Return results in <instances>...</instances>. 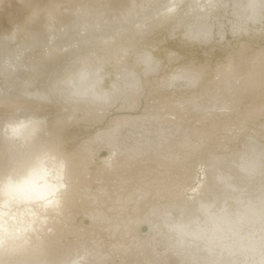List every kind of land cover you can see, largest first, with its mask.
Returning a JSON list of instances; mask_svg holds the SVG:
<instances>
[{"label":"bare ground","instance_id":"obj_1","mask_svg":"<svg viewBox=\"0 0 264 264\" xmlns=\"http://www.w3.org/2000/svg\"><path fill=\"white\" fill-rule=\"evenodd\" d=\"M196 1L197 3L199 1L198 5H194L192 7H187V8L183 7V5H179L180 6L179 10L175 7L177 4H179V2L176 1L173 2L172 0L171 2L170 0H119L118 3H113L111 0H98L96 1V3L89 2L84 9H81L79 11H75L72 6L66 5L60 7L58 19L56 20V22H54L57 31L53 37H58L56 42L54 39L49 37L47 31L44 29L43 26L45 20H43V14L40 12H36L32 16L26 19L27 21L26 23L29 24L28 32L24 34V36L26 37L21 40L18 47H13V42L16 38L15 31L0 35L1 63L2 62L4 63L5 61H7L8 64L10 63L12 64L16 62L14 59L15 58L21 59L19 55L22 54L23 52H24V57L27 58H29L30 56L33 57V54L35 52V51L33 52V50H36L39 47L43 49V52L45 53V57L49 56L48 52H50L51 50L62 51V52L65 51V53H67L68 59L66 58L67 60L64 62L61 61V63L57 61V63L54 65L55 69H51L53 74L52 76H49L48 82L50 81V84L46 82L47 80L44 81V83L41 85H39V83L32 84L30 94L36 98L38 97L41 98V96L42 97L44 96L46 99L51 101L52 97L49 95V94H53L50 90L51 85H57L55 87L56 97H54L53 102H55V104H57L60 107H65L68 110V112H70L69 114H71L70 118L72 117V119H70V121L67 123H64L63 122L64 120L62 121V119H65L63 118L65 114H62L57 117L58 119L61 120V122L65 124L63 125V127H61V129H59V133L57 136L58 139L55 140L56 143L59 144L58 146L59 152L57 151L58 153L52 152L51 148H49V146H47L46 144L47 142H51L50 140H48L50 139L49 136L50 128L49 130L47 127L43 128L44 133L41 135L40 139L39 138L34 139L37 126H43L44 124L49 125L52 123H47L46 120L40 121V119H38L36 116L30 115V113H18V114L16 113L12 116L5 115L3 117H0V184L1 186L2 183L5 184L6 181H10V180L11 181L16 180L18 182L26 180L28 174L36 170V168H38L40 162L42 161V156H44L45 154L49 155L48 157L53 159V162H55L56 164H58L57 163V161H59L58 156L60 155L65 156L64 162H68L67 160H69L70 162L71 157L77 159L78 162H82L86 160L90 164L91 168H94L98 164H105L103 165L104 168L102 167L101 169L104 171L114 169V166L120 169L123 167L129 168L131 166L129 169L124 170L123 172H120V170L118 169L115 170L117 171L116 174L119 173L123 175V180L126 179L129 182V185L127 187L122 188L121 186L122 191L121 190L120 191L122 193L125 192L124 194L127 195L129 191L133 190L131 195L134 198H132L133 200H130L128 202L130 204L126 208V210L127 209L133 210L134 208V210L136 211L135 215L132 216L130 213V215H128V218L130 219H128L126 218L127 217L126 215L124 216L123 213L122 215L118 214L119 213L118 212L117 215L115 214L114 216H112L116 220L111 219L110 221L112 222V225L110 227H107V229L108 231H110L112 226H114V228L116 226L117 230L115 229L113 230L112 228L114 233L118 231H122V233L126 232L129 234V235L127 234L128 236H131L132 238L135 237L136 240H132V243L130 244L129 239L124 242V239L122 238L124 243L119 240L118 243L116 242L117 244H115L114 247L111 244L113 240L112 242H110V240L108 242L102 241L100 242L99 247L96 244L97 246L93 249L92 254L90 255L85 254V256L81 258V260L78 259L79 254H76L77 252L73 254H68L66 253V251H64V247L61 246V249L58 250V253H55V251L53 252L55 248L53 249L51 245L50 247L53 250L50 249V251L52 250L53 253L57 254V258L55 257L56 260L55 262H53L54 264H98L99 261H102L101 262L102 264H113L114 257L118 256L119 254L124 255L123 256L124 260L122 259L123 261L121 262L122 264H264V137L261 138V136L260 137L252 136L250 139H246L240 136L239 137L240 139L238 141L239 149L237 150V152H234L235 154L229 153L230 155L227 156L226 159H224L226 161L225 162L226 166H223L225 169L222 172H219V169L221 168L219 167L210 171L209 170L210 168L208 166L205 167V165L204 166L201 165L200 168H197V165H199L198 164L199 159L196 157H198V155H200L203 152V151L199 152L197 150L199 149L198 146L201 145V142L207 141L209 144L207 146H212L209 143V141H213L212 140L213 137L211 138L210 134L213 133L212 130L213 128L211 127L215 123L211 122L209 124L212 125L211 127L209 126L210 128L206 127V125H208L207 121L201 122L204 119H202L200 121V124L198 125L194 123L196 119H201V117L207 118L208 122L210 120L213 121L211 118L214 117L216 119L221 118L224 121V123H228L230 117L231 119L232 117L235 118L239 112L242 113L238 115V117L240 116L239 118H241V116H245L243 114L246 111L250 110L251 112H255V113L257 112L254 111L255 110L254 107L257 106L258 104L257 105L255 104V106L250 105L251 107L242 108V106L240 107L238 106L239 104L237 103V101L240 100H237L236 98L233 100V102L228 101L229 103L226 101V99L220 98L217 100L218 104L215 103V105H213L214 103L211 102V104L207 105L208 107H205L202 102L204 97L203 99H199V98L197 99V97H199L200 95L203 96L204 94L203 92H205V88L210 84H214L212 81L211 83H208L210 82L208 80L211 76H213L215 79V75L213 73L212 75H210L211 72L208 71V64L207 62H205V60L212 58L211 60L215 61L216 58L213 59L214 57H211L210 55L212 54V52H214L215 45H216V49L221 48L220 41L224 38V30L225 32L229 30V32H231L233 36H235V34H233L232 32L236 30V34L238 35H236L237 39L232 40L234 42L242 41L243 43L249 41L248 44L243 43L242 45H240L241 46L240 52L238 51L236 52L241 54L247 51V49H253V50L256 49L255 50L256 53L254 55L252 54L253 57H250V58H254L253 59L254 62L251 60V62L248 61L243 64L241 62H238L228 66L227 65L220 66L219 64H216V66L214 67V68L218 67L217 70H215L217 74L216 79H220L221 77L218 76L219 73L224 72L226 74L225 77L227 78L226 80H228V84H232V86L236 89L235 93H237L240 91L243 92L247 88L248 90L252 88V85H250L251 83H249V79L251 80L250 77L252 75H248L247 77L249 78H247L246 74H250L258 70L263 73V74L261 73L263 77L264 53H262V49L260 47L258 50L257 45L258 43L260 45H263L264 26H262L260 30L256 31L253 30L254 29L253 25L256 22H259L262 25V23L264 22V0H196ZM193 2H195V0H193ZM175 11L177 13L179 11L180 15H182L185 12L186 14L184 19L192 18L191 20L192 22H190L188 25L185 24L184 29L178 30L176 32L172 31L171 36L172 34H176L177 37L175 36L176 38L170 39L171 41H169L168 42L169 44L166 46L167 49L161 51L155 50L154 45L152 43L153 39L150 38L152 36L150 35L146 36L147 34L145 33H149V34L154 33L156 30L154 29V32H150L151 31L150 27L158 22L164 23V21H166L165 19H167L169 16L175 15L176 13ZM237 19H240L239 22L243 21L244 24L241 25L239 22H236ZM152 28H154V26ZM126 31H128L130 33V34L128 33L129 36L132 37L131 38L132 41L128 39V43L125 44L127 46L126 48H130V47L133 48L131 50V52L133 51V56H132L133 61L132 64L130 65L132 68L127 66L128 63L125 62L126 59L124 60V58H122V54L116 55V57L118 58L114 60L115 65H111L113 64V62L109 61V56L113 51L120 50L123 53L124 51L122 50L123 48L120 49L118 47L123 43L122 41L127 39V37L124 36L123 34ZM141 31H145V32L141 33ZM182 34H184L183 35L184 38L181 37ZM65 35H67L66 40L69 39L72 40L71 41L72 46H69V49L68 47H64V46L61 47V44H59V46L55 45L58 42L61 43L62 42L61 38H63ZM169 36H167L168 40L170 38ZM137 42H141L142 47L139 48V46H136ZM251 42H256V45L252 44ZM172 43H174L173 46ZM147 44L150 45V46L148 45L149 48L145 47V45ZM75 45L77 48L74 47ZM96 45L103 47V49L105 50H91L92 48L96 49L97 47ZM135 50H139V51L135 52ZM89 51L92 52L88 53ZM86 52L88 54H85ZM200 52L202 54L206 53L205 55L207 56L203 57V55L200 54ZM236 52H234V54ZM169 53H174V55H168ZM84 54L85 56H83ZM239 54L236 55L238 56ZM37 55H39V53H37ZM195 57L196 59L198 57L201 60V63L197 62L195 60ZM180 59L181 61L183 60L185 64H183L184 63L183 62L182 66L181 65L179 66L180 68L174 69L173 71L171 67H173L174 64L172 65L171 63L176 60L179 61ZM116 63L118 66H116ZM246 64H250V65H246ZM153 65H155L154 68L156 70L153 69V71L155 72L151 76H149L150 75L149 73L152 72L149 70ZM164 66H167V68L169 66L171 68V74L170 73H169L170 75L168 73L166 74L165 71V75L161 74V76L162 75L163 76L161 79H159L157 73L158 72L163 73L160 67L164 68ZM127 67L134 71H127L128 69L124 71ZM141 69H144V71ZM165 70L168 69L165 68ZM251 70L254 71L252 72ZM184 71H190L191 74H188L189 72L186 73ZM257 72H255L256 76L253 73L254 74L253 78L257 77ZM112 73L115 74V78L117 77L116 81L113 80V77L111 76ZM144 76L147 77V80L146 78H144ZM150 77H152V79L153 78L155 79H153L152 82H149L148 78ZM260 79L261 78L259 77L258 80ZM54 80L55 82H52ZM155 80L159 84L158 85L159 89L161 88L162 90V91L158 90L160 94L159 96L160 100L154 99V101H152L150 99L151 100L150 101L149 96L147 97L145 95H144L145 97L143 96L144 97L143 100L142 98L140 99V97L144 94L143 93L144 92L143 89L145 87L144 82L146 84L147 83L146 81H148L151 84L155 82ZM210 80L212 79L210 78ZM220 80L222 81V79ZM184 82L185 83L197 82V85L195 84L196 86L194 88H191V86L189 85L188 86L184 85ZM107 83L109 84L113 83L114 85H107ZM247 83H249V85H247ZM219 84L221 83L220 82L217 83V85ZM213 86L210 87L212 88ZM250 86L251 88H249ZM214 87L216 88V86ZM254 87L256 88V86ZM33 88L36 89L32 90ZM136 88L139 89L142 88V89L138 91L136 90ZM209 89L210 88H208L207 90L210 91ZM221 91L222 90L220 89V92ZM225 91L227 90L225 89ZM263 91L260 93L262 94ZM148 92L149 91H147V93ZM256 92H257L256 95H258L259 91ZM190 95L192 96L190 97ZM242 95L243 94H241V98ZM229 96H231V94ZM235 96H237V94ZM159 97L157 99H159ZM251 97H254V94L253 96L251 95ZM194 98L196 100H193ZM215 98L217 99V97ZM243 99L245 98L243 97L242 101H244ZM1 100L2 98H0V102ZM126 100H129V102L126 103ZM219 100L220 102H218ZM140 104L143 105L142 111L139 110ZM191 105L192 106L194 105L196 108L197 107L202 108L204 106L205 109H209L210 106L215 108L217 107V109H209V111H216L214 114H212L209 111L205 113V109L201 110L200 112H197L195 109L196 113L189 115V113L194 112V111L192 112L191 110ZM245 105H247V103H245ZM150 107L151 109L154 110L157 109V111L161 109L160 110L161 112L160 111L159 113L157 112L154 113V111L150 112L149 111L151 110ZM187 107H190L189 108L190 111L188 115L184 114L183 111ZM259 107H263V109L261 113L258 112L257 114H260L264 117V106L258 105L255 108L258 109ZM116 108L117 109L133 108L137 110V113L133 112L135 114L133 113L129 114L127 112L124 113V115H122L119 114L120 112H117ZM147 109L149 110L147 111ZM78 112L81 113V117H77V116L75 117L76 113ZM202 112H204L205 114H202ZM228 112H234V113L228 114ZM223 115L225 117H223ZM229 115L230 117L228 118ZM221 119L219 120L217 119L218 120L217 123L222 122ZM243 119H239V120L237 119V120L242 122ZM147 120H149V122L150 120L153 121H151L149 125H145V123H142ZM246 123L247 122H244L242 124V127ZM248 123L251 124V122ZM221 124H223V122ZM233 124L235 123L233 122ZM237 126H238L237 128H241L239 127V125ZM246 127L247 129L250 128V126L248 125ZM227 128H225V131ZM200 129H202V132L203 130L207 131V133L205 134L204 131L203 133H201L202 135L201 136L199 135L200 132L198 131V135L196 134L197 138L198 136L202 138L204 135L205 137V138L203 137L204 139L203 138L201 139L199 137L200 139L198 138L195 141L196 144L193 145L192 147L190 146L188 151L185 148V146L188 145V139H187L186 140L187 145L186 143L185 144L183 143L180 146L181 148L177 149L178 145H180L181 142L180 141L181 137L179 138L181 134L184 135L185 133H187L189 137L191 134L189 135L188 132L191 131L192 133V131H196ZM244 129L242 130L238 129L237 132L232 130L231 132L229 131L227 133H224L225 137H222L220 141L225 138L227 139L232 138V134H233V138H237L240 135V133L244 131ZM215 131L218 132V130ZM32 136L33 139H31ZM16 137L19 138V140L21 139L22 141L21 145L15 144L16 142L14 143V139ZM176 139H178L180 142L177 143ZM184 139L185 136L183 138V141ZM189 143H193V141L189 139ZM195 147L197 152L193 151ZM104 148L108 150L109 154L110 152H112L111 159L107 157L100 159L98 158L99 156H96L99 149L102 150ZM89 149H92L91 152H94L93 154L94 156L88 157V155H86L85 151ZM165 150L166 151L169 150V151L166 152ZM164 151L165 153L176 152L174 157H170L172 155L170 156L168 155L169 161H167L168 160L167 157H164L167 159L166 160L167 165L165 164V162L163 163L162 162L163 159H161L162 158L161 155L165 154ZM210 151L212 152L209 154V156L211 155L214 156L217 153L214 152L213 150ZM195 153L198 155H196ZM192 157L196 159L192 160L193 159ZM138 161H140V164H145L148 163L149 161L151 163H149V165H146V167L141 166L139 168L140 165ZM50 164L52 165V163ZM110 165L112 166V168L109 167ZM157 166H159L160 169L162 168L163 169L161 171L153 170L155 172H152L151 171L152 168L155 167L156 169ZM226 168L229 169L227 170ZM114 171L113 173H115ZM45 172L46 171H44V173ZM97 172H98L97 174H100L99 169ZM145 172H147V174H145ZM44 173H43L44 175L43 177L45 178V176H47V173L46 175ZM52 175L54 177L57 174L55 173ZM101 175L99 176L102 177ZM224 175H227V177H224ZM107 178L108 180L106 179L107 180L106 182H108L109 180L111 182L116 180V178L113 179L112 177H107ZM100 179L103 181L102 178ZM33 180L31 179V181ZM46 180H49V178ZM39 181L40 180H38V182ZM41 181L43 180L41 179ZM88 181H91V179ZM127 181L125 182L123 181V183L125 184ZM118 183L116 184L115 182L116 185H118ZM90 184H92V182ZM102 184L105 185L104 182ZM108 184L110 185V183ZM39 186L40 185H38L37 187ZM49 186L47 187L49 188ZM86 186L87 185H85V187ZM98 186L99 185H96L95 187L97 191L95 190V192H93L94 194L95 193L97 194L95 196H100V193L98 192L99 191ZM204 186H208V187L210 186L209 193L206 194L205 193L206 190L203 191ZM52 189H54V187ZM66 189H61V190H66ZM113 189L111 190L113 191ZM88 191H92V190H88ZM37 192L36 194H39L42 192V190L39 193ZM38 196H40V194ZM90 197L92 198V195ZM57 198H58L57 201L59 203H62L63 207L66 206L71 209L77 208L80 205L82 206V204H85L91 199V198L83 197V194L81 195L77 193L76 194L72 193L67 195L61 194ZM160 198L162 200H159ZM93 204L95 205V203ZM94 205L93 207H95ZM26 207L29 208V211L33 208V207L31 208L30 205ZM96 208L97 207H95V209ZM100 208H102V206ZM5 209L7 208L5 207ZM17 210H21V209H17ZM86 210L84 211V213L85 212L87 213ZM82 214L80 216L78 215V217L75 216L76 218H80L79 222L77 224H74L78 226V228L80 226H83L82 220L85 215ZM90 214L92 213H87V215H89V218L95 219L94 221L96 222L99 223L102 222L105 224L107 221L105 218L104 221H101L100 218L102 216L101 217L99 216L100 217L99 218L97 214L95 215L93 214L90 215ZM106 215H104V217ZM124 218L128 219V221L127 222H125L126 220L123 221ZM52 220L54 219L52 218ZM74 220L73 222H75ZM59 222H62V220L58 221V224ZM145 224L147 225L146 227L144 226ZM57 226L58 225H56V227ZM91 226H95V225H91ZM103 226L104 225H102V227ZM141 226H143L142 227L143 231L147 229V231L142 232L143 234H141L140 232ZM55 228L54 231L56 230L55 232H57V229ZM96 228L98 229L97 224H96ZM87 230L89 231V229ZM12 233L15 234L16 231L15 233L11 232V234ZM24 234L26 235V233ZM27 235H30V233L29 234L27 233ZM119 235L120 234H118V236ZM30 236L29 238H31ZM58 236L60 237V234ZM86 236L87 235L85 234L84 237ZM26 237L24 236V238ZM51 237L50 238L47 237L46 239L48 238L51 239ZM101 238L103 239L104 237ZM39 239H41V237ZM43 239L42 241L39 242L46 244V242L45 243L43 242ZM46 239L44 241H46ZM111 239L113 238L111 237ZM0 240L2 241V239ZM72 240L73 238L71 237V239L67 241V246H68L67 250L71 251L74 248L72 245L75 242H72ZM52 241L53 244L55 238L54 240L52 239ZM134 241H136V243H133ZM26 243L25 245H27ZM32 243L34 245L29 244L30 245L29 247L27 245L23 247L17 246L16 248H14L15 247L14 245L12 249H8V247L11 246H7V245H3V246H7L6 248H3L1 247L0 244L1 247L0 264H42L41 263L42 258L44 257L43 256L44 251L42 252L43 254H41L43 244L41 243L42 246L41 247L39 245L37 246L35 245L37 242L34 243L33 241ZM115 247L116 248L118 247V249H120L121 251L117 252L115 250ZM104 260L106 261L103 262ZM51 263L52 262L50 261L49 264Z\"/></svg>","mask_w":264,"mask_h":264},{"label":"rangeland","instance_id":"obj_2","mask_svg":"<svg viewBox=\"0 0 264 264\" xmlns=\"http://www.w3.org/2000/svg\"><path fill=\"white\" fill-rule=\"evenodd\" d=\"M96 1H98V0H0V35H2V34H6V33H8V32H12V31H15L16 32V38H15V40H14V42H13V47H18L19 46V44H20V42H21V40L23 39V38H25L26 36H24V34L25 33H27L28 32V25L29 24H27L26 22V19L28 18V17H30V16H32L34 13H36V12H40V13H42L43 14V20H45V22H44V29L47 31V34L49 35V37L50 38H52V39H54L55 40V42H56V40H57V38L58 37H53L55 34H56V28H55V23L54 22H56V20L58 19V16H59V12H60V7H63V6H66V5H68V6H72L73 7V9L75 10V11H79V10H81V9H84L85 8V6H87V4L90 2V3H96ZM113 3H118L119 2V0H111ZM173 2H179V4H177L175 7L179 10V8H180V6L179 5H183V7H192V6H194V5H198V3H199V1H198V3H197V1L195 0V2H193V0H172ZM186 1H187V3H186ZM111 2V3H112ZM170 2H171V0H170ZM72 12H73V10H72ZM176 12V11H175ZM174 12V13H175ZM180 12L178 11V13L176 12L175 13V15H172V16H169L167 19H165L166 21H164V23H166V24H164L163 22H158V23H156V24H154L153 26H154V28H152L153 26H151L150 27V32H154V29L156 30L154 33H151V34H149V33H145V34H147L146 36H148V35H150V36H152V37H150L151 39H153L152 41V43H153V45H154V49L155 50H164V49H167V45L169 44L168 42L169 41H171L170 39H173V38H176L177 37V35L176 34H172V36H171V33H172V31L173 32H176V31H178V30H181V29H184L185 27V24H189L190 22H192L191 20H192V18H190V19H184V17H185V12L182 14V15H180L179 14ZM188 13V12H187ZM190 13V12H189ZM239 20L240 19H237L236 20V22H239ZM242 20V19H241ZM161 23V24H160ZM241 25L242 24H244V22L242 21V22H239ZM257 23V24H256ZM253 26V30H256V31H258V30H260V28L262 27V26H264V22L262 23V25H261V23H259V22H256ZM239 24V25H240ZM157 25V26H156ZM163 25V26H162ZM166 25V26H165ZM257 25H259V26H257ZM165 26V27H164ZM257 26V27H256ZM134 28H136V27H134ZM226 28V27H225ZM148 29H149V27H148ZM227 29V28H226ZM153 30V31H152ZM167 30V31H166ZM170 30V31H169ZM231 31V30H230ZM145 31H141V33H144ZM163 32H166V33H163ZM129 32L128 31H126V32H124L123 34H124V36H126L127 37V39H125L124 41H122L123 43L121 44V45H119V47L118 48H120V49H122V50H124L123 51V53L120 51V50H116V51H113L112 53H111V55L109 56V61L110 62H113V64H111V65H115V63H114V60H116L118 57H116V55L117 54H122V58H124V60H125V62L126 63H128L127 64V66L128 67H130V68H132L130 65L132 64V61H133V59H132V56H133V51L131 52V50L133 49L132 47H130V48H126L127 46L125 45L126 43H128V39H130L131 40V38L132 37H130L129 36V34H128ZM233 34H235V36H233L232 34H231V32H229V30L227 31V32H225V30H224V38L220 41V46H221V48H219V49H216V45H215V50H214V52H212V54L210 55L211 57H214L213 59H215V61H213V60H211L212 58H210V59H207V60H205V62H207V64H208V71H210L209 73H210V75H212V73L215 75V79H214V77L213 76H211L210 78L212 79V80H210V78H209V80L208 81H210V82H208V83H211V81L214 83V84H210L209 86H207L206 88H205V92H203L202 94H203V96L202 95H200L199 97H197V99L199 98V99H203V97H204V99H203V105L205 106V107H208L207 105H209V104H211V102L212 103H214L213 105H215V103L216 104H218L217 103V100L218 99H220V98H223V99H226V101L228 102V101H231V102H233V100L236 98L237 100H240V101H237V103L239 104L238 106L240 107V106H242V108H244V107H251L250 105H253V106H255V104L257 105H260V106H264V103H262V102H264V75H263V77H262V72H260V71H258V70H256V71H254V70H251L254 74H255V72H257V77L259 76L261 79L260 80H258V78L257 77H255V78H253L254 77V74L253 73H250V74H246V77L248 76V75H252L250 78H251V80L249 79V83H251L250 85H252V88H251V86L249 87V88H251V89H249L248 90V88L246 89V90H244L243 92L242 91H240V92H237V93H235V91H236V89L232 86V84H228V80H226L227 78L225 77V73L223 72H221V73H219V75L218 76H220L221 78L220 79H222V81L220 80V79H216V71L215 70H217V68L218 67H216V68H214L215 66H216V64H219L220 66H225V65H231V64H233V63H238V62H241L242 64L243 63H245V62H251V60L253 61V59L254 58H250V57H253V55L256 53L255 52V50H253V49H247V51H245V52H243V53H241V54H239L238 52H240V45H242L243 43H245V44H248V42L249 41H247V42H243L242 43V41H238V42H234V41H232L233 39L235 40V39H237L236 38V35H238V34H236V30H234V32H232ZM145 34H144V36H145ZM164 35V36H163ZM170 35V36H169ZM184 34H182L181 35V37H183L184 38V36H183ZM167 36H169L170 38H169V40L167 39ZM176 36V37H175ZM233 36V37H232ZM120 38H122V37H120ZM67 39V35H65L63 38H61V40H62V42L60 43V42H58L57 44H55V45H58L59 46V44H61V47L62 46H64V47H68V49H69V46H72V40H66ZM142 39V38H141ZM120 40H123V39H120ZM219 40V39H218ZM132 41V40H131ZM142 41V40H141ZM64 42V43H63ZM63 43V44H62ZM139 43V44H138ZM219 43V42H218ZM222 43V44H221ZM252 44H254V45H256V42H251ZM262 43V42H261ZM173 44L174 43H172V46H173ZM42 45V44H41ZM149 44H147V45H145V47L147 48H149V46H148ZM176 45V44H175ZM97 46V45H96ZM136 46H139V48L140 47H142V45H141V42H137V45ZM239 46V47H238ZM258 50H259V47L262 49V53H264V48H263V46H264V41H263V45H260L259 43H258ZM60 47V48H61ZM74 47H76V45L74 46ZM161 47V48H160ZM77 48V47H76ZM125 48V49H124ZM136 48V47H135ZM134 48V49H135ZM38 49H39V52H38ZM38 49H36V50H33V52H34V54H33V57L32 56H30L29 58H27V57H24V52L22 53V54H20L19 55V57L21 58V59H19V58H15L14 60L16 61V62H14V63H10V64H8L7 63V61H5L4 63L2 62H0V98H2V100H1V102H0V117H3V116H12V115H14V114H18V113H30V115H33V116H36L38 119H40V121L41 120H46V122L47 123H52V124H49V125H46V124H44L43 126H37V129H36V132H35V136H34V139H37V138H39L40 139V137H41V135L44 133L43 131H44V129L43 128H48V130H49V128H50V134H49V136H50V139H48V140H50L51 142H47L46 144H47V146H49V148H51V151L52 152H55V153H58L59 152V144L58 143H56V141L55 140H57L58 139V133H59V129H61V127H63V125H65L64 123H67V122H69L70 121V119H72V117L70 118V116H71V114H69L70 112H68V110L65 108V107H60V106H58L57 104H55V102H53V99H54V97H56V94H55V87L57 86V85H51V88H50V90H51V92L53 93V94H49L51 97H52V100L50 101V100H48V99H46L44 96L42 97L41 96V98L40 97H38V98H36V97H33L31 94H30V91H31V85L32 84H38L39 83V85H41V84H43L44 83V81H46V82H48V80H49V76H52V71H51V69H55L54 68V65L57 63V61H59V63H61V61H66L67 59H68V55H67V53H65V51H50V52H48V55L49 56H46L45 57V53L43 52V49L42 48H38ZM129 49V50H128ZM238 49V50H237ZM61 50V49H60ZM91 50H105V49H103V47H101V46H97L96 47V49H94V48H92ZM127 50V51H126ZM139 50H135V52H138ZM148 51V50H147ZM236 51H238V52H236ZM79 52V51H78ZM90 52H92V51H89L88 53H90ZM126 52V53H125ZM143 52H144V50H143ZM234 52H236L235 54H234ZM36 53V54H35ZM37 53H39V55H37ZM64 53V54H63ZM87 52L85 53V54H88ZM98 53V52H97ZM245 53V54H244ZM85 54L83 55V56H85ZM200 54H202L201 52H200ZM206 53H204V54H202L203 55V57L205 56H207V55H205ZM236 54H239L238 56L236 55ZM253 54V55H252ZM43 55V56H42ZM131 55V56H130ZM168 55H174V53H169ZM246 55H247V57H246ZM248 55H249V57H248ZM36 56V57H35ZM86 56H88V55H86ZM130 56V57H129ZM136 56V55H135ZM217 56V57H216ZM236 58H235V57ZM245 56V57H244ZM45 57V58H44ZM51 57V58H50ZM59 57H60V59H59ZM65 57V58H64ZM234 57V58H233ZM239 57V58H238ZM67 58V59H66ZM131 58V59H130ZM135 58V57H134ZM250 58V59H249ZM182 59V58H181ZM181 59L178 61V60H176V61H173L171 64L173 65V67H171L172 68V70L174 71V69H177V68H180L179 66L181 65L182 66V63L184 62L183 60L181 61ZM241 59V60H240ZM128 60V61H127ZM195 60L197 61V62H200L201 63V60L197 57V59H196V57H195ZM235 62H234V61ZM245 60V61H244ZM130 61V62H129ZM135 61V60H134ZM181 61V62H180ZM177 62V63H176ZM254 62V61H253ZM118 63V62H117ZM117 63H116V66H118L117 65ZM125 63V64H126ZM155 63V62H154ZM196 63V62H195ZM183 64H185V62L183 63ZM188 64V63H187ZM156 65V64H155ZM155 65H153L152 67H151V69L149 70V71H152L151 73H149L150 75L149 76H151L155 71H153V69H155L154 68V66ZM166 65V64H165ZM201 65V64H200ZM211 65V66H210ZM246 65H250V64H246ZM226 66V67H227ZM126 68L124 71H126L127 69V71H134V70H131V69H129V68ZM212 67V68H211ZM118 68V67H117ZM165 68L166 69H170L169 71L168 70H165ZM171 68L168 66V68H167V66H164V68L163 67H160V69H162V72L163 73H157V75L159 76L158 78L159 79H161L162 78V76L163 75H165V71H166V74L168 73H170L171 74ZM185 68V67H184ZM246 68H247V66H246ZM163 69H164V71H163ZM187 69V68H186ZM185 69V70H186ZM141 70H143L144 71V69H141ZM156 70V69H155ZM124 71H122V72H124ZM226 71H228V70H226ZM184 72H189L188 74H191V72L190 71H184ZM262 73V74H261ZM161 74H163L162 76H161ZM169 74V75H170ZM221 74V75H220ZM134 75V74H133ZM111 76L113 77V80L114 81H116V79H117V77L115 78V74L114 73H112L111 74ZM222 76H224V77H222ZM255 76H256V74H255ZM198 77V76H197ZM213 77V78H212ZM144 78H146V80H147V77H145L144 76ZM247 78H249V77H247ZM149 80V82H152L153 81V79H155V78H153L152 79V77H150V78H148ZM158 79V80H159ZM213 79H214V81H213ZM255 79H257V80H255ZM111 80V79H110ZM157 80V79H156ZM155 80V82H153V83H149L148 81H146L147 83L145 84V82H144V85H145V87H144V94L140 97V99L142 98V100L144 99V97L145 96H149V100L151 99L152 101H154V99L155 100H160V94H159V91H162L161 90V88L159 89V87H158V83H157V81ZM248 80V79H247ZM253 80H255V81H253ZM196 81V80H195ZM45 82V83H46ZM52 82H55V80L54 81H52ZM198 82V81H197ZM197 82H192V83H185L184 82V85H189V86H191V88H194L196 85H197ZM221 83V84H219V85H217V83ZM237 82V81H236ZM49 84H50V81L48 82ZM167 83V82H166ZM249 83H247V85H249ZM252 83H254V84H252ZM53 84V83H52ZM196 84V85H195ZM107 85H114L113 83H107ZM124 85V84H123ZM136 85V84H135ZM194 85V86H193ZM216 86V88L214 87V86ZM151 86V87H150ZM152 86H154V87H152ZM193 86V87H192ZM210 86H213L212 88L210 87ZM254 86H256V88L254 87ZM261 87V88H260ZM146 88V89H145ZM153 88H154V90H153ZM208 88H210L209 90L210 91H208L207 89ZM260 88V89H259ZM36 88H33L32 90H35ZM38 89V88H37ZM142 89V88H141ZM141 89H139V88H136V90H138V91H140ZM185 89H187V88H185ZM215 91H213V90ZM220 89L222 90L221 92H223V93H221L220 92ZM225 89L227 90V91H225ZM261 89H263V90H261ZM152 90V91H151ZM159 90V91H158ZM251 90V91H250ZM147 91H149L148 93H147ZM154 91V92H153ZM156 91V92H155ZM206 91H208V92H206ZM256 91H259V94L258 95H256L257 94V92L255 93ZM263 91V93L261 94L260 92H262ZM50 92V91H49ZM211 92H213V93H211ZM242 92V93H241ZM249 92V93H248ZM33 93V92H32ZM147 93V94H146ZM150 93V94H149ZM211 93V94H210ZM216 93H217V95H216ZM221 93V94H220ZM230 95L231 94V96H229L228 94ZM243 94L242 95V98L244 97L245 99H243L244 101H242V98H241V94ZM248 93V94H247ZM250 93H252V94H250ZM220 94V95H219ZM225 94H226V96H225ZM237 94V96H235ZM244 94H245V96H244ZM253 94H254V97H251V95L253 96ZM145 95V96H144ZM154 95V96H153ZM234 95V96H233ZM239 95V96H238ZM144 96V97H143ZM192 95H190V97H191ZM213 98H212V97ZM224 96H225V98H224ZM262 96V97H261ZM51 97H49V98H51ZM156 97V98H155ZM159 97V99H157ZM215 97H217V99L215 98ZM237 97H239V98H241V99H239V98H237ZM248 97V98H247ZM251 97V98H250ZM210 98V99H209ZM231 100H230V99ZM216 99V100H215ZM228 99V100H227ZM261 99V100H260ZM262 99H263V101H262ZM150 100V101H151ZM193 100H196L195 98L193 99ZM252 100V101H251ZM261 101V102H260ZM129 102V100H126V103H128ZM195 102V101H194ZM218 102H220V100L218 101ZM255 102V103H254ZM257 102V103H256ZM260 102V103H259ZM189 103H191V102H189ZM229 103V102H228ZM243 103V104H242ZM245 103H247V105H245ZM251 103V104H250ZM262 103V104H261ZM245 105V106H244ZM257 105V106H258ZM143 105H141L140 104V107H139V110L140 111H142L143 110V107H142ZM195 107L194 105L192 106L191 105V110H192V112L193 113H189V108L190 107H187L185 110H183L184 111V114H186V115H188V113H189V115L190 114H194V113H196V111L197 112H200L201 110H203V109H205V107ZM257 106H255V107H257ZM219 107V106H218ZM254 107V111H257L256 113L255 112H251L250 110L249 111H246L245 113L247 114H243V115H245V116H241V118H239L238 117V115L239 114H242L241 112H239L238 113V115L234 118V117H232V119H231V117H230V115L228 116V118L230 117V119H229V122L228 123H224V121L221 119V118H217L218 120L219 119H221L222 120V122H223V124H221L222 122H219V123H217V119L216 118H211L213 121H209L208 122V119L207 118H205V117H201V119H196V121L194 122L195 124H200V121L202 120V119H204V120H202L201 122H203V121H207V123H208V125H206V127L207 128H210L212 125H209L211 122H213V123H215L211 128H213L212 130H213V135L212 134H210V137L212 138V140L213 141H209V143L212 145V146H207V145H209L208 144V142L206 141H203V142H201V145L200 146H198V148L199 149H197L199 152L200 151H203L200 155H198V154H196V155H198V157H196V158H198L199 159V165H197V168H200V166L201 165H205V167L206 166H208L210 169V171H212L213 169H215V168H219V167H221L220 169H219V172H222L225 168L223 167V166H226V164H225V160L224 159H226V157L227 156H229L230 154H233L234 152H237V150L239 149V147H238V141H239V137L241 136V137H244V138H246V139H250L252 136H256V137H260L261 136V138H263L264 137V117L262 116V115H260V114H257L258 112L259 113H261L262 112V109H263V107H259L258 109L257 108H255ZM153 108V107H152ZM117 109V108H116ZM150 109H151V107H150ZM195 109H196V111H195ZM209 109H217V107L215 108V107H210L209 106ZM209 109H205V113L207 112V111H209ZM149 109H147V111H148ZM161 110V109H160ZM160 110H158L157 111V109L156 110H154V109H151V110H149L150 112L152 111H154V113H159V111ZM220 110V109H219ZM116 111V110H115ZM123 111V112H122ZM117 112H120L119 114H122V115H124V113H129V114H132L133 112H136L137 113V110L136 109H133V108H126V109H117ZM131 112V113H130ZM161 112V111H160ZM209 112H211L212 114H214L216 111H209ZM139 113V112H138ZM204 112H202V114H205ZM234 112H228V114H233ZM249 113V114H248ZM251 113V114H250ZM255 113V114H254ZM62 114H65V116L63 117V118H65V119H62V121L64 122H61V120L60 119H58L57 117L58 116H60V115H62ZM133 114H135V113H133ZM68 115H69V117H68ZM81 117V113L80 112H78V113H76V115H75V117ZM223 117H225L224 115H223ZM227 118V117H226ZM227 118V119H228ZM244 118V119H243ZM206 119V120H205ZM239 119H243L242 120V122L244 121V122H247L246 124L248 125V126H250V128L249 129H247V125L245 126H243L242 127V124L244 123H242V122H240V121H238ZM246 119V120H245ZM9 120H10V118H9ZM12 120V119H11ZM199 120V121H198ZM216 122H215V121ZM263 120V121H262ZM139 121V120H138ZM151 121H153V120H150V122H149V120H147V121H145V122H142V123H145V125H149L150 123H151ZM231 121V122H230ZM236 124V126H235V124H233V122ZM236 121V122H235ZM259 121V122H258ZM140 122V121H139ZM155 122V121H154ZM237 122H239V123H237ZM248 122H251V124L250 123H248ZM257 122V123H256ZM56 123V124H55ZM217 123V124H216ZM259 123V124H258ZM218 124H220V125H218ZM230 124V125H229ZM231 124H233V125H231ZM237 125H239V127H241V128H237L238 126ZM252 125H254V126H252ZM210 126V127H209ZM222 126V127H221ZM230 126V127H229ZM58 127H60V128H58ZM152 127V126H151ZM229 129H228V128ZM244 127H245V129H244ZM252 127V128H251ZM221 129V131H220V129ZM225 128H227L226 129V131H225ZM236 128V129H235ZM153 129V128H152ZM235 129V130H234ZM238 129H244V131L242 132V133H240V135L237 137V138H233V134H232V138H229V139H227V138H225V139H223V140H221L220 141V139L222 138V137H225L224 136V133H227V132H231L232 130H234V131H238ZM254 129V130H253ZM215 130H218V132L217 131H215ZM224 130V131H223ZM52 131V132H51ZM55 131H57V132H55ZM197 131V132H196ZM196 131H192V133H191V131L190 132H188L189 133V137H188V134L187 133H185L184 135L183 134H181V135H183V136H179V138L181 137V139H180V141L178 140V139H176V142L177 143H179L180 142V145H178V147H177V149H179V148H181L180 146L184 143H186V145H187V139H188V145L187 146H185V148L187 149V151L189 150V147L191 146H193V145H195L196 144V140L200 137V136H198V138H197V135H198V131L200 132L199 133V135H201V133H203L205 130H203V132H202V129H200V130H196ZM220 131V132H219ZM215 132V133H214ZM259 132V133H258ZM194 133H195V135H194ZM205 134L207 133V131H205L204 132ZM184 136H185V139H184V141H183V138H184ZM202 136V135H201ZM193 137V138H192ZM203 137H204V135H203ZM202 137V138H203ZM201 138V137H200ZM199 138V139H200ZM201 138V139H202ZM205 138V137H204ZM203 138V139H204ZM218 138V139H217ZM31 139H33V136L31 137ZM189 139H191V141H193V143H189ZM235 139V140H234ZM178 140V141H177ZM214 140H216V141H214ZM35 141V140H34ZM16 142V143H15ZM22 141H21V139L19 140V138H15L14 139V143L15 144H17V145H21L22 143H21ZM57 145H56V144ZM192 144V145H191ZM222 144V145H221ZM229 145V146H228ZM234 146V147H233ZM237 146V147H236ZM196 147H197V145H196ZM196 147H195V149H193V151H196L197 152V150H196ZM226 147V148H225ZM204 148V149H203ZM231 148V149H230ZM105 149V150H104ZM104 149H99V151L97 152V155L96 156H99L98 158H105V157H107V158H109V159H111L112 157H111V153L112 152H110V154L108 153V150L106 149V148H104ZM210 150H213L214 152H217L216 153V155H214V156H209V154L212 152V151H210ZM234 150V151H233ZM58 151V152H57ZM92 151V149H89V150H86L85 151V153H86V155H88V157H92V156H94L93 154H94V152H91ZM166 151V150H165ZM165 151H164V153H165ZM169 150H167L166 152H168ZM171 152V151H170ZM221 152H224V153H221ZM194 153V152H193ZM226 153H228V154H226ZM230 153V154H229ZM176 154V152H171V153H165V154H163V155H161V157H159V158H161V159H163L162 160V162L164 163L165 162V164L167 165V161H169V159H168V157L170 156V155H172V156H170V157H174V155ZM194 154V155H195ZM235 154V153H234ZM167 155V156H166ZM169 155V156H168ZM184 155H187V154H184ZM49 155H47V154H45L44 156H42V161L40 162V164H39V166H38V168H36V170H34V171H32L31 173H29L28 174V176H27V179L26 180H24V181H6L5 182V184H3L2 183V186H1V184H0V239H2V241L0 240V244H1V247H3V248H6L7 246H11V247H8V249H12L13 247H14V245H15V247L14 248H16L17 246H21V247H23V246H27L28 245V247L30 246V245H34L32 242L34 241V243H36L35 245L37 246V245H39V246H41V243L42 242H39V241H42V239L44 238V236H45V238L43 239V242L45 243L46 242V244H47V247H46V244H43V247H42V251H41V254H43V258H42V264H49V262L51 261L52 263L51 264H54L53 262H55V260H56V258H57V254H55V253H58V250L59 249H61V246H63L64 247V251H66V253H68V254H73V253H76V254H79V257H78V259L79 260H81V258L82 257H84L85 256V254L87 255H90V254H92V252H93V249L98 245V247L100 246V242H108L109 240H110V242H112V240H113V242L111 243L112 244V246L114 247V245L115 244H117L118 243V241L120 240V241H122L123 242V239H124V242L125 241H127L128 239H129V243L131 244L132 243V240H136L135 239V237L134 238H132L131 236H128L129 234L128 233H126V232H124V233H122V231H118V232H115L114 233V229L115 230H117V227L115 226V228H114V226H112V228H113V230H112V228L110 229V231H108V229H107V227H110L111 225H112V222L110 221L111 219L112 220H114L115 218L114 217H112V216H114L115 214L117 215V213L118 214H121L122 215V213H123V215L125 216H127L126 218H128V215H130V213H131V215L133 216V215H135V210H134V208H133V210H129V209H127L128 210V212H127V210H126V208L129 206V204L130 203H128L130 200H133L132 198H134V197H132V191H129L128 192V194L126 195V194H124L125 192H121L122 190V188L124 187H127L128 185H129V182L126 180V179H124L123 180V175H121V174H116L117 173V169L118 170H120V172H123L124 170H127V169H129L128 167H123V168H118V167H115L114 166V169H111V170H107V171H104V170H101L102 169V167L104 168V166L103 165H105V164H98L97 166H95L94 168H91L90 167V164L88 163V161H86V160H84V161H82V162H78L77 161V159H75L74 157H71V163L69 162V160H67L68 162H64V158H65V156H58V159H59V161H57V163L58 164H56L55 162H53V159H51V158H49L48 157ZM177 156V155H176ZM203 156V157H202ZM218 158H217V157ZM224 156H225V158H224ZM164 157H167V159L166 158H164ZM179 157V156H178ZM177 157V158H178ZM220 157H221V159H220ZM63 158V159H62ZM74 158V159H73ZM193 158V157H192ZM191 158V159H192ZM196 158H193L192 160H194V159H196ZM210 158V159H209ZM136 159V158H135ZM94 160V159H93ZM158 160V159H157ZM167 160V161H166ZM201 160H202V163H201ZM86 161V162H85ZM207 161V162H206ZM213 161H215V162H213ZM135 162H136V160H135ZM157 162H159V161H157ZM217 162V163H216ZM220 162V163H219ZM50 163H52V165L50 164ZM83 163V164H82ZM86 163V164H85ZM138 163H139V168L142 166H144V167H146V165H149V163H151L150 161L148 162V163H145V164H140V161H138ZM163 163H161V164H163ZM216 163V164H215ZM88 164H89V166H88ZM136 164H137V162H136ZM164 164V165H165ZM209 164V165H208ZM213 164V165H212ZM219 164H220V166H219ZM221 164H222V166H221ZM50 165V166H49ZM54 165V166H53ZM85 165V166H84ZM216 165H217V167H216ZM48 166V167H47ZM214 166V167H213ZM46 167V168H45ZM53 167H54V170H53ZM100 167V168H99ZM109 167H111L112 168V166L110 165ZM47 168H49V169H47ZM84 168V169H83ZM138 168V167H137ZM42 169V170H41ZM91 171H90V170ZM98 169L100 170V174H97L98 172ZM116 169V170H115ZM144 169V168H143ZM146 169V168H145ZM163 169V168H162ZM162 169H160V167L159 166H157L156 167V169H155V167L154 168H152V172H155V171H153V170H156V171H161ZM227 170L229 169V168H226ZM46 171L45 173H44V171ZM60 172H59V171ZM115 170V171H114ZM42 172V174H41V172ZM53 171H54V173H53ZM80 171V172H79ZM89 171V172H88ZM96 171V172H95ZM113 171L115 172V173H113ZM89 174H88V173ZM92 172V173H91ZM103 172V173H102ZM43 173L46 175V173H47V176H45V178L43 177L44 175H43ZM57 174V175H55L54 177H53V175L52 174ZM86 173V174H85ZM101 173H102V175H101ZM209 173V172H208ZM208 173H207V175H208ZM36 174V175H35ZM117 176H116V175ZM145 174H147V172H145ZM32 175V176H31ZM49 175V176H48ZM91 175V176H90ZM99 175H101L102 177H100ZM103 175H105V176H103ZM114 175V176H113ZM35 176V177H34ZM37 176H39V177H37ZM53 178H52V177ZM56 176H57V178H56ZM78 176V177H77ZM97 176V177H96ZM121 176H122V178H121ZM37 177V178H36ZM42 177V178H41ZM47 177V178H46ZM88 177V178H87ZM99 177V178H98ZM107 177H112L113 179L114 178H116V180L115 181H108V182H106L107 180H108V178ZM224 177H227V175H224ZM26 178V177H25ZM35 178V179H34ZM43 180V181H41V179ZM49 178V180H46V179H48ZM100 178H102L103 179V181L100 179ZM119 178V179H118ZM31 179L33 180V181H31ZM52 179V180H51ZM91 179V181H88V180H90ZM107 179V180H106ZM38 180H40L39 182H38ZM45 180V181H44ZM58 180V181H57ZM76 182H75V181ZM97 180V181H96ZM57 181V182H56ZM86 181V182H85ZM118 181H119V183H118ZM123 181L125 182V181H127L128 182V184H127V182L124 184L123 183ZM208 181H209V178H208ZM38 182V183H37ZM43 182H45V183H43ZM80 182V183H79ZM92 182V184H90ZM104 182V184L105 185H103L102 183ZM115 182H116V184L118 183V185H116L115 184ZM41 183H42V185L44 186H42L41 185ZM49 183V184H48ZM108 183H110V185L108 184ZM114 185V187H113V185ZM70 184H71V186H70ZM38 185H40L39 187H37ZM50 185V186H49ZM80 185H83V186H80ZM85 185H87L86 187H85ZM96 185H99L100 186V188H99V186H98V189H99V193H100V196H95V195H97L96 193L94 194L93 192H95V190H96ZM107 185H108V187L109 186H112V187H107ZM117 187H116V186ZM47 186H49V188L47 187ZM89 186V187H88ZM119 186V187H118ZM121 186H122V188H121ZM43 187V188H42ZM54 187V189H52ZM64 187V188H63ZM78 187H79V189H78ZM84 187V188H83ZM88 187V188H87ZM210 187V186H209ZM208 186H204V190L203 191H205V193L207 194V193H209V188ZM55 188H56V191H55ZM67 188V189H66ZM107 188V189H106ZM113 188H115V189H113ZM119 188V189H118ZM47 189V190H46ZM61 189H66V190H61ZM111 189H113V191L111 190ZM117 189V190H116ZM42 190V194H43V196L45 197H43L42 196V194L41 193H39L40 191ZM53 190H54V192H53ZM88 190H92V191H88ZM116 190V191H115ZM121 190V191H120ZM38 191V192H37ZM67 191V192H66ZM97 191V190H96ZM111 191V192H110ZM115 191V192H114ZM36 192L37 193H39L40 194V196H38L39 194H36ZM51 192V193H50ZM110 192V193H109ZM116 192H117V194H116ZM253 192V191H252ZM46 193H47V195H46ZM52 193H54V194H52ZM72 193H74V194H83V197H87V198H91L90 196L92 195V198L88 201V202H86L85 204H82V206L80 205V206H78L77 208H74V209H71V208H68V207H63V205H62V203H59L57 200H58V198L57 197H59L61 194L62 195H67V194H72ZM91 193V194H90ZM113 193V194H112ZM118 193H119V195H118ZM36 194V195H35ZM49 194H51V195H49ZM94 194V195H93ZM103 194V195H102ZM112 195V196H111ZM114 195V196H113ZM50 196V197H49ZM103 196V197H102ZM106 196V197H105ZM116 196V197H115ZM118 196V197H117ZM121 196V197H120ZM131 196V197H130ZM100 197H102V198H100ZM107 197H109V198H107ZM112 197V198H111ZM44 198V199H43ZM48 198V199H47ZM121 198V199H120ZM124 198V199H123ZM126 198V199H125ZM38 199V200H37ZM46 199V200H45ZM103 199V200H102ZM122 201H120V200ZM123 199V200H122ZM37 200V201H36ZM60 200V199H59ZM107 200H108V202H107ZM159 200H162L161 198L159 199ZM94 201V202H93ZM106 201V202H105ZM115 201H117V202H115ZM37 204H36V203ZM40 202H41V204H40ZM51 202V203H50ZM61 202V201H60ZM99 202V203H98ZM113 202V203H112ZM125 202V203H124ZM93 203H95V205L93 204ZM105 203H107V204H105ZM112 203V204H111ZM117 203H119V204H117ZM123 203V204H122ZM179 203V202H178ZM30 205V207L32 208H30L31 210L29 211V208L28 207H26V206H28V205ZM40 204V205H39ZM114 204H115V206H114ZM38 205V206H37ZM93 205L95 206V207H97V208H99V209H102V210H99V209H95V207H93ZM106 205V206H105ZM123 205V206H122ZM10 206H11V208H10ZM92 206V207H91ZM102 206V208H100ZM104 206V207H103ZM121 206V207H120ZM125 206V207H124ZM5 207L7 208V209H5ZM20 207V208H19ZM43 207V208H42ZM88 207V208H87ZM3 208V209H2ZM9 208V209H8ZM49 208V209H48ZM55 208V209H54ZM83 208V209H82ZM86 208H87V210H86ZM92 209V210H90V209ZM108 208V209H107ZM110 208V209H109ZM17 209H21V210H17ZM34 209H35V211H34ZM47 209V210H46ZM106 209H107V211H106ZM77 210V211H76ZM87 211V213H92L93 215H95V214H97V216L101 219V221H104V218L107 220L106 221V223L104 224V223H99V222H96V221H94L95 219H90L89 218V215H87V213H86V215H85V213H84V211ZM88 210H89V212H88ZM111 210V211H110ZM74 211H75V213H74ZM80 211V212H79ZM91 211V212H90ZM92 211H94V212H92ZM104 211V212H103ZM126 211V212H125ZM134 211V212H133ZM23 212V213H22ZM36 212V213H35ZM42 212H44V213H42ZM108 212V213H107ZM116 212V213H115ZM6 213H8V214H6ZM12 213H14V214H12ZM51 213V214H50ZM60 213V214H59ZM84 214L85 216H84V218H83V220H82V225L83 226H80L79 228H78V226H76V225H74V224H77L78 222H79V220H80V218H76V217H78V215L80 216L81 214ZM99 213V214H98ZM104 213V214H103ZM107 215H106V214ZM127 213V214H126ZM50 214V215H49ZM57 214V215H56ZM82 214V215H83ZM92 214H90V215H92ZM9 215V216H8ZM73 215H74V217H73ZM104 215H106L105 217H104ZM25 216H26V218H25ZM52 216V217H51ZM76 216V217H75ZM29 217V218H28ZM37 217V218H36ZM32 218V219H31ZM52 218L54 219V220H52ZM75 221V222H73V220ZM103 218V219H102ZM119 218H121V217H119ZM126 218H124L123 219V221H125V222H127L128 221V219H130V218H128V219H126ZM2 219V220H1ZM17 219V220H16ZM59 219V220H58ZM22 220V221H21ZM24 220V221H23ZM41 220V221H40ZM52 220V221H51ZM62 220V222H59V224H58V221H61ZM90 220V221H89ZM92 220V221H91ZM116 220V219H115ZM7 221V222H6ZM16 221V222H15ZM18 221V222H17ZM48 221V222H47ZM57 221V222H56ZM22 222H23V224H22ZM31 222V223H30ZM64 222H66V223H64ZM73 223V225H72V223ZM114 222V221H113ZM15 225H14V224ZM19 223V224H18ZM48 223V224H47ZM51 223V224H50ZM56 223V224H55ZM61 223V224H60ZM69 223V224H68ZM71 223V224H70ZM90 223V224H89ZM36 224H38V225H36ZM43 224H44V226H43ZM47 224V225H46ZM65 224V225H64ZM89 224V225H88ZM96 224H97V227H98V229L96 228ZM5 225H7V226H5ZM9 225V226H8ZM11 225V226H10ZM13 225V226H12ZM33 225V226H32ZM56 225H58L57 227H56ZM66 225H67V227H66ZM72 227H71V226ZM88 225V226H87ZM91 225H95V226H91ZM99 225V226H98ZM102 225H104L103 227H102ZM17 226V227H16ZM49 226V227H48ZM50 226H51V228H50ZM92 227V230H91V227ZM145 227L147 226L146 224L144 225ZM10 227V228H9ZM23 227V228H22ZM26 227V228H25ZM56 227V228H55ZM66 227V228H65ZM70 227V228H69ZM76 227V228H75ZM142 227L143 226H141V229H140V232H141V234H143L142 232H145V231H147V229L145 230V231H143L142 230ZM5 228V229H4ZM13 228V229H12ZM15 228H16V230H15ZM18 228V229H17ZM31 228V229H30ZM50 228V229H49ZM54 228L55 229H57V232H55L54 231ZM71 228H73V229H71ZM83 228H84V230L86 231H84L83 230ZM96 230H95V229ZM101 228V229H100ZM2 229V230H1ZM39 229V230H38ZM45 229V230H44ZM48 229V230H47ZM68 229V230H67ZM70 229V230H69ZM81 229V230H80ZM87 229H89V231L92 233H90ZM101 231H100V230ZM12 230V231H11ZM14 230V231H13ZM30 230H31V232H30ZM33 230V231H32ZM35 230V231H34ZM53 232H51V231ZM64 230V231H63ZM83 230V231H82ZM98 230V231H97ZM2 231V232H1ZM15 231H16V233H15ZM21 231V232H20ZM23 231H24V233H26V235L23 233ZM58 231H61V232H58ZM68 231H69V233H68ZM74 231V232H73ZM94 231H96V232H94ZM11 232H14L15 234H11ZM18 232V233H17ZM44 232H45V234H44ZM47 232V233H46ZM63 232V233H62ZM85 232V233H84ZM87 232H88V234H87ZM99 232V233H98ZM101 232H102V234H101ZM108 232H110V233H108ZM7 233V234H6ZM20 233H21V235H20ZM27 233L29 234L30 233V235H32V236H30V235H27ZM37 233V234H36ZM42 233H43V235H42ZM50 233H52V234H50ZM108 233V234H107ZM114 233V234H113ZM3 234V235H2ZM23 234V235H22ZM39 234V235H38ZM55 234V235H54ZM60 234V237L58 236ZM77 234V235H76ZM81 234V235H80ZM87 235L86 237H84V235ZM98 234H99V236H98ZM104 234V235H103ZM110 234V235H109ZM113 234V235H112ZM118 234H120L119 236H118ZM128 234V235H127ZM15 235V236H14ZM35 235V236H34ZM49 235V236H48ZM63 235V236H62ZM79 235V236H78ZM93 235V236H92ZM95 235H96V237H95ZM116 237H115V236ZM126 235H127V237H126ZM6 236V237H5ZM16 236H17V238H16ZM24 236L26 237V236H28V237H26V238H24ZM29 236L31 237V238H29ZM34 236V237H33ZM43 236V237H42ZM51 236H54V237H51ZM58 238H56V237ZM66 236V237H65ZM68 236V237H67ZM104 237L103 239L101 238V237ZM121 236H123V237H121ZM21 237V238H20ZM41 237V239H39ZM47 237H51V239H46ZM71 237L73 238V240H72V242H75L72 246L74 247L71 251L70 250H67V248H68V246H67V241H69L70 239H71ZM98 237V238H97ZM100 237V238H99ZM110 237V238H109ZM111 237L113 238V239H111ZM115 237V238H114ZM4 238V239H3ZM11 239V241H10V239ZM14 238H16V239H14ZM29 238V239H28ZM34 238V239H33ZM54 238H55V241H54V245L56 246H54L53 244H52V239L54 240ZM74 238H76V239H74ZM87 238V239H86ZM89 238V239H88ZM119 238V239H118ZM123 238V239H122ZM19 239V240H18ZM33 239V240H32ZM46 239V241H44ZM61 239V240H60ZM84 239V240H83ZM116 239V240H115ZM122 239V240H121ZM126 239V240H125ZM9 240V241H8ZM14 240V241H13ZM15 240H16V242H15ZM20 240H24L25 241V243L27 244V245H25V243H24V241L22 242V241H20ZM51 241V243H50V241ZM59 240V241H58ZM92 240V241H91ZM98 240H99V242H98ZM101 240V241H100ZM106 240V241H105ZM7 241H8V243H7ZM32 241V242H31ZM48 241V242H47ZM58 241V242H57ZM4 242V243H3ZM13 242V243H12ZM18 242H19V244H21V245H19L18 244ZM87 242V243H86ZM98 242V243H97ZM117 242V243H116ZM123 242V243H124ZM15 243V244H14ZM23 243V244H22ZM38 243H40V244H38ZM49 243H50V245H49ZM61 243V244H60ZM78 243V244H77ZM82 243V244H81ZM86 243V244H85ZM133 243H136V241H134ZM17 244V245H16ZM30 244V245H29ZM63 244V245H62ZM85 244V245H84ZM97 244V245H96ZM3 245H7V246H3ZM49 245V246H48ZM52 245V247H53V249L50 247ZM82 245V246H81ZM87 245V246H86ZM45 246V247H44ZM59 246V247H58ZM86 246V247H85ZM0 247V248H1ZM82 247V248H81ZM86 249H85V248ZM58 248V249H57ZM76 248V249H75ZM81 248V249H80ZM47 249V250H46ZM50 249H52L53 250V252L55 251V253H53L52 252V250L50 251ZM66 249V250H65ZM83 249V250H82ZM46 250V251H45ZM57 250V251H56ZM81 250V251H80ZM115 250L117 251V252H119V251H121L120 249H118V247L116 248L115 247ZM44 251V252H43ZM50 251V252H49ZM85 251H87V252H85ZM43 252V253H42ZM51 252H52V254H51ZM82 252V253H81ZM45 254H47V255H45ZM120 255V256H119ZM118 256H115L114 257V263L113 264H120L123 260H124V255H121V254H119ZM46 257H48V258H46ZM56 257V258H55ZM92 257H95V256H92ZM47 260H46V259ZM54 258V259H53ZM50 259H52V260H50ZM121 259V260H120ZM123 259V260H122ZM48 260H50V261H48ZM106 260H104L103 262H105ZM102 261H99V263L98 264H102L101 263ZM122 264V263H121Z\"/></svg>","mask_w":264,"mask_h":264},{"label":"clouds","instance_id":"obj_3","mask_svg":"<svg viewBox=\"0 0 264 264\" xmlns=\"http://www.w3.org/2000/svg\"><path fill=\"white\" fill-rule=\"evenodd\" d=\"M54 191V190H53ZM51 203V202H50Z\"/></svg>","mask_w":264,"mask_h":264}]
</instances>
